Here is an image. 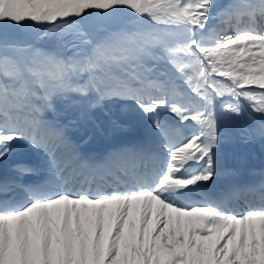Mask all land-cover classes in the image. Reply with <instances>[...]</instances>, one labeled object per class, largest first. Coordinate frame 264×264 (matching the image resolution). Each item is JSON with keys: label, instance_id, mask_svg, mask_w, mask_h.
<instances>
[{"label": "snow or ice", "instance_id": "snow-or-ice-1", "mask_svg": "<svg viewBox=\"0 0 264 264\" xmlns=\"http://www.w3.org/2000/svg\"><path fill=\"white\" fill-rule=\"evenodd\" d=\"M256 140L264 0H0V264H264Z\"/></svg>", "mask_w": 264, "mask_h": 264}, {"label": "bare ground", "instance_id": "bare-ground-1", "mask_svg": "<svg viewBox=\"0 0 264 264\" xmlns=\"http://www.w3.org/2000/svg\"><path fill=\"white\" fill-rule=\"evenodd\" d=\"M97 123H100L103 125L102 129H94L92 126H89L88 129H90L91 139L89 142L85 145L88 146V149H98V148H104L105 143L107 141H117V140H123L122 137H120L121 134H123L124 138L126 140L130 138H134L131 136V133H114L110 129L107 123H104L102 120L98 121ZM107 129V130H104ZM82 134V133H81ZM251 148L250 144H242L237 142L230 143L226 146V150L229 154V162L230 164L236 168L239 172L238 179H243L249 181L250 178H256L255 181H258V176H253L255 173L256 166H259L261 164H258L260 161L255 160L251 156H246L245 151L246 149ZM24 155L29 156L26 150L21 151ZM257 163V164H256ZM224 179V178H223ZM229 180L224 179L222 183H225Z\"/></svg>", "mask_w": 264, "mask_h": 264}, {"label": "rangeland", "instance_id": "rangeland-1", "mask_svg": "<svg viewBox=\"0 0 264 264\" xmlns=\"http://www.w3.org/2000/svg\"><path fill=\"white\" fill-rule=\"evenodd\" d=\"M229 116H230V115H229ZM229 116H228V117H229ZM254 116H256V117H257V115H256V114H254ZM228 117H226V118H228ZM226 118H225V119H226ZM254 118H255V117H254ZM255 120H257V118H255L254 120H252V119H249V120H248V122H249L250 124H252V123H253Z\"/></svg>", "mask_w": 264, "mask_h": 264}]
</instances>
